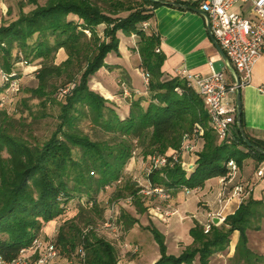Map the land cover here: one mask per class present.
Segmentation results:
<instances>
[{"label":"trees","instance_id":"1","mask_svg":"<svg viewBox=\"0 0 264 264\" xmlns=\"http://www.w3.org/2000/svg\"><path fill=\"white\" fill-rule=\"evenodd\" d=\"M161 4V0H46L43 4L19 0L17 18L0 24V71L17 78L15 64L38 61L33 72L37 85L27 89L39 101L33 121L50 116L49 106L59 110L53 130L40 141L30 132L26 137L24 131L30 126L0 108V260L15 259L41 236L48 222L76 201L75 215L45 239L55 244L59 255L78 264H118L115 243L97 233L109 216L104 215L99 194L114 186L115 200L130 198L136 213L146 212L149 208L142 204L126 165L133 155L147 162L151 155L178 151L183 136L195 125L203 132L191 169L182 167L179 158L149 172L145 177L152 185L171 193L199 189L208 180L225 176L229 160L239 169L246 158L256 163L264 158V140L244 132L258 150L247 146L235 123L229 142L219 140L208 125L197 91L184 78L162 72L165 57L155 51L159 37L149 28L153 10ZM26 5L34 7L24 12ZM144 22L148 25L143 26ZM119 31L138 38L134 49L148 80L143 95L121 80L129 91L124 96L125 114L88 82L99 69L109 67L105 62L109 53L119 54ZM60 50L65 57L56 64ZM241 126L244 131L243 117ZM118 223L128 230L138 220L122 210ZM263 223L264 204L248 192L221 223L194 219L188 230L191 242L177 255L167 253L162 232L146 226L159 250L152 264H212L215 254L227 252L234 230L239 236L230 264H264V256L248 248L246 235L248 229H261ZM205 224H209L206 232Z\"/></svg>","mask_w":264,"mask_h":264},{"label":"crops","instance_id":"2","mask_svg":"<svg viewBox=\"0 0 264 264\" xmlns=\"http://www.w3.org/2000/svg\"><path fill=\"white\" fill-rule=\"evenodd\" d=\"M161 1L163 3L153 10V18L150 21L149 28L159 37L158 51L165 57L161 66L162 72L166 76H176L177 70L185 68L191 74L199 75L200 77L207 76L212 71H222L228 84L235 83L236 73L232 66L225 62L218 50L215 49L216 47L207 30L206 18L198 11L197 0ZM179 1L182 4H179ZM4 13L2 12L1 16ZM117 36L119 39V54H114L109 59H107V55L105 62L109 67L99 69L90 79V82L92 89L115 103L120 113L125 114L128 110V105L125 98L120 97L118 93L120 90L115 83L116 76L119 73H123L122 75H125L129 80V86L137 94H145L146 87L144 84H138L135 78H131L128 73V71H132L135 77L139 78L143 83L144 79L140 68L133 67L128 63V54H125L124 51L132 48L130 43L134 36L126 37L120 31ZM136 57V61H140L138 54ZM210 61H212L211 65L209 64ZM101 74L108 75L110 80L102 78ZM240 89L244 132L253 138L264 140V48L261 56L253 66L250 82L241 86ZM235 94H233L234 99ZM184 156H188L191 161V154H185ZM193 158L191 162H193ZM132 164V162L128 163L125 172L132 169ZM256 166L257 163L253 159H245L242 166L238 169L237 180H251L250 192L252 196L262 200L264 204V178L256 180L253 178V171ZM218 189L219 180L210 179L202 188L190 190L188 193L179 189L172 193L171 200L162 202V208L169 209L173 215L170 216L167 223L162 224L158 219H154L155 222H153L162 226L160 228L156 227L164 235L167 253L177 255L184 246L191 242L188 230L194 219L199 222H206L211 215L216 213H219L224 219L226 215L233 213L237 209L241 200L236 196H230L223 204H218ZM222 221H218V223ZM57 223L55 220L48 222L42 228L41 235L44 238L53 237L59 227H57ZM246 235L248 248L252 252L264 256V223L261 225V229L257 231L248 229ZM238 236V231L234 230L230 235L227 252L215 254L212 264H230V258H232L234 253ZM139 241L140 248L135 243L128 245L137 246L140 253L133 254L130 252L126 257L121 254L118 264H152L159 257V253L156 252L157 244L154 241L151 244V248L142 240ZM145 248L147 252H145ZM136 254L137 256H134Z\"/></svg>","mask_w":264,"mask_h":264},{"label":"built area","instance_id":"3","mask_svg":"<svg viewBox=\"0 0 264 264\" xmlns=\"http://www.w3.org/2000/svg\"><path fill=\"white\" fill-rule=\"evenodd\" d=\"M197 4L199 10L205 13L212 38L223 50L237 73L240 86L249 83L253 66L261 56L264 48V0H197ZM142 24L143 26L148 25L147 22ZM158 50V48L155 49L156 52H159ZM211 62H209L210 65ZM142 75L143 84L146 87L148 80L144 74ZM176 76L184 78L187 85L193 87L201 96L208 116V125L215 136L219 140L229 142L230 130L235 123L236 108L233 94L236 91V83L228 84L222 71H212L207 76L199 77V75L191 74L185 68H180L177 70ZM0 78L6 91H14L18 82L17 78H11L4 71H0ZM121 88L127 94V89L123 83H121ZM177 92H180V90L177 89ZM202 132V128L195 125L191 133L183 136L178 151L151 155L147 161L145 176L154 169H160L172 161L182 159L184 154L192 155L197 148V141ZM181 166L189 170L192 167V162L186 163L181 160ZM227 168L226 175L218 178L217 202L219 205L223 204L230 196H236L242 200L243 196L250 192L252 185L251 180H237L238 167L234 160L227 162ZM253 178L255 180L264 178V158L257 163L253 171ZM136 183L141 195L156 202L151 206L150 211L157 218L164 221L173 215L169 209L162 208V202L172 199V193L169 189L160 185H152L147 177L143 181L136 180ZM181 190L186 193L190 191L187 188ZM126 200L131 199L127 198ZM214 218H217L218 221L223 220L219 213L211 215L209 220L212 221ZM117 226L118 216L113 203L109 208V216L101 224V227L114 233ZM204 228L206 232L209 229V224H205ZM128 246L124 244V247H127L133 254L138 252L137 246ZM83 256L84 254L81 252L80 257L83 258ZM0 264L78 263L73 259L59 255L55 244L41 235L34 238L27 248L21 249L15 259L10 261L0 260Z\"/></svg>","mask_w":264,"mask_h":264},{"label":"rangeland","instance_id":"4","mask_svg":"<svg viewBox=\"0 0 264 264\" xmlns=\"http://www.w3.org/2000/svg\"><path fill=\"white\" fill-rule=\"evenodd\" d=\"M45 1L46 0H38V3L43 4ZM18 2L19 0H0V24L9 23L17 18L18 16L17 14L19 13ZM33 7H34L33 5H26L23 7V11L27 12ZM2 12H5V13L1 16ZM137 41H138V38L134 36L132 39V42L130 43L132 48L129 49L128 51L124 50L125 54H128L127 55L128 63H130V65H132L133 67H139V63H138L139 60L136 61L135 59L137 58L136 57L137 52L134 49L135 47H137ZM113 55L114 53H109L107 59H109V57ZM64 57L65 55L63 51L60 50L56 54L54 62L58 64L64 59ZM37 62L38 61H34L31 64L17 63L13 66V69L16 70V72L19 74L17 77L18 79L17 86L14 89V91H6V90L0 91V101L3 102L2 103L3 106L1 105L0 108L5 109L7 113L13 115L16 119L21 118L22 121L26 125L30 126V130L24 131V135L26 137H28V133L30 132L31 136L34 137V139L36 138V140L41 141L47 136H49L50 132L53 130L55 123H56L55 116L58 114L59 110L57 106H52V107L49 106L47 107V111L50 114V116L39 119L37 121H33V115L37 114L40 109L39 104H38L39 101L37 98L32 97L31 94L27 92V89L35 87L37 85V82H36V79L33 73L34 70H36L39 67V65H37ZM128 73L131 78L133 79L135 78V81L138 82V84L143 85L142 81L139 80V78L135 77L132 71H128ZM122 74L119 73V75H117L115 78V83L117 84V87L119 88L120 91H121V83H120L121 80H124V82L129 85L128 78H126L125 75H122ZM101 75H102V78L110 80V77H108V75L106 74L105 75L101 74ZM88 82H89V86L91 87L92 86L91 82L90 81ZM0 84L2 85L1 78H0ZM128 94H129V91H127V94H125L124 92L119 93L120 97H124L126 95L128 96ZM184 155L182 156V159H181L183 160V162L189 163L192 161L193 153L191 155L192 156L191 161L188 158V156H184ZM240 155L241 154L239 152L236 154L237 157ZM129 162L133 163L132 169L128 172L126 171V174L130 178H132V180L135 179V181L136 180L143 181L145 178V174H146L145 173L146 166L148 164L146 160L143 159L141 156L136 155L134 157H131ZM115 188L116 187L114 186L111 188H107V190H103L98 196V201L100 202V205L105 207L104 215L107 216L109 214V208L111 204L114 203L118 218L121 214V211L125 210L132 217L137 219L138 223L134 224L128 230H124V228L121 227V225L118 223L117 230L114 233L106 229H98L97 233L101 236L106 237L109 240H112L115 243V246L118 248L119 256L121 254H124L125 255L124 257H126L127 254H130L129 249L127 247H124V244H127L128 246V244L135 243L139 246L140 245L139 240H142V242H144L145 244H147L149 248H151V244L153 243L154 239L151 233L147 229H145V227L146 226H154L155 228L162 227L161 225L157 223L154 224L155 222L154 219L160 220V218H157L153 214V212L150 211L151 206H153L154 203L156 202L141 195L142 204H144V206H147L149 209L144 213H136L134 209L135 205L133 204L132 200L127 201L126 200L127 198H119L117 200L114 199V195L116 194ZM76 210H77L76 201L70 202L66 212L62 216L55 219V221L58 222L57 227L59 226V224L63 223V220L72 218V216L75 215ZM168 219L164 221L163 220H160V221L162 222V224H164L168 222ZM98 223L99 221H97V224ZM147 249L145 248V252H147ZM156 252L159 253L158 246L156 247ZM139 253L140 251L138 252V254ZM134 256H137V254Z\"/></svg>","mask_w":264,"mask_h":264},{"label":"water","instance_id":"5","mask_svg":"<svg viewBox=\"0 0 264 264\" xmlns=\"http://www.w3.org/2000/svg\"><path fill=\"white\" fill-rule=\"evenodd\" d=\"M163 3V2H162ZM165 3V2H164ZM200 13H202L203 14V16H205V13L203 12V11H201V10H198ZM207 30H208V32H209V35L211 36V38H212V35H211V33H210V28H209V25H208V23H207ZM212 40H213V43H214V45H215V49H217L218 50V52H219V54L221 55V57H222V59L225 61V62H228V64H230V62H229V60H228V58L226 57V55L224 54V52H223V50L220 48V46L216 43V41L212 38ZM231 65V64H230ZM232 66V65H231ZM233 68V67H232ZM234 69V68H233ZM235 71V70H234ZM236 73V72H235ZM236 85H237V87H236V91H235V108H236V113H235V124H236V126H237V128L239 129V131H240V134H241V137H242V140L244 141V144H246L247 146H249V147H251V148H253V149H255V150H258L254 145H252L249 141H248V139L246 138V135H245V133H244V131H243V129H242V126H241V100H240V83H239V79H238V75H237V73H236ZM214 223H218V219L217 218H214L213 220H212Z\"/></svg>","mask_w":264,"mask_h":264}]
</instances>
